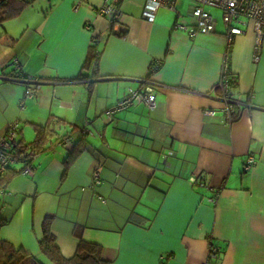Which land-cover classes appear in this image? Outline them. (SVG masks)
<instances>
[{
	"label": "crops",
	"instance_id": "1",
	"mask_svg": "<svg viewBox=\"0 0 264 264\" xmlns=\"http://www.w3.org/2000/svg\"><path fill=\"white\" fill-rule=\"evenodd\" d=\"M124 1L113 29L96 12L103 0L50 5L20 37L0 27V134L17 122L18 141L30 143L23 127L54 118L67 136L0 192V231L13 223L20 232L18 247L0 239L50 264L38 242L52 216L65 258L83 240L109 264H264V42L256 53L251 23L228 45L218 24L208 36L170 26L168 9L149 23L145 0ZM91 46L99 56L87 62ZM226 55L229 100L242 107L232 120L216 89ZM20 72L39 80L33 97L8 79ZM147 80L157 85L155 109L134 105L109 120ZM79 138L85 150L67 166ZM248 157L256 165L245 172Z\"/></svg>",
	"mask_w": 264,
	"mask_h": 264
},
{
	"label": "built area",
	"instance_id": "2",
	"mask_svg": "<svg viewBox=\"0 0 264 264\" xmlns=\"http://www.w3.org/2000/svg\"><path fill=\"white\" fill-rule=\"evenodd\" d=\"M178 0H145L142 17L149 23L155 20L156 14L161 9H168L174 11L176 2ZM193 4L190 9V16L195 20L194 31L201 35H213L216 33L218 22L214 17L206 11L207 9L218 10L222 13V23L226 29V36L228 45L237 37L245 34V28L248 23L252 25V31L255 35L254 50L256 53L260 52L262 42H264V0H186ZM121 0H103V5L96 10L97 14L112 24L121 18L119 10ZM76 6H80L78 3ZM157 68L153 66L152 69ZM229 67L227 55L224 59L221 68L220 80L217 85V90L222 95V101L229 107L223 111V114L232 117L236 108L241 111L242 107L235 105L230 97V82H229ZM10 81L23 83L26 85L25 97H33L34 90L31 89L35 85L33 80H26L20 73L14 74L13 77L8 78ZM146 87L143 90L129 91L128 95L121 100L112 110L106 113L109 120L119 111L126 110L134 105H143L149 111L156 107L155 88L156 84H152L149 80L143 82ZM213 113H209L212 115ZM240 114V113H239ZM232 120V118H231ZM19 137V125L17 122L11 124L4 134H0V177L14 164L15 146ZM67 145L68 141H63ZM256 162L253 158L248 157L244 163V171L248 172ZM31 169L26 168L21 174L28 175ZM92 182L95 186H100L102 181L98 173L92 176ZM214 201V199H213ZM215 255V250L210 252V257Z\"/></svg>",
	"mask_w": 264,
	"mask_h": 264
},
{
	"label": "trees",
	"instance_id": "3",
	"mask_svg": "<svg viewBox=\"0 0 264 264\" xmlns=\"http://www.w3.org/2000/svg\"><path fill=\"white\" fill-rule=\"evenodd\" d=\"M35 0H0V27L3 28L8 22L17 19L22 15L25 9L33 4ZM119 24L118 21L111 24V29ZM120 31V28H119ZM116 32V36H126V31ZM4 41L7 40L6 34L4 35ZM10 45L14 42L9 43ZM95 46H91L89 54L87 56V62L97 60L99 54L94 51ZM153 68V66H152ZM151 68V70H152ZM21 74V72H20ZM26 80H31L30 77L21 74ZM14 76V75H13ZM12 76V77H13ZM231 90L234 89L236 81L228 73ZM81 78H84L81 77ZM33 79V78H32ZM35 80V85L38 84V79ZM32 81V80H31ZM65 122L60 119H48L45 125L33 126L34 139L30 143H25L24 140H19L15 146L14 152V164L8 168L3 176L0 177V192H3L9 185L11 179L20 175L26 168L33 169L34 160L42 155L51 151L62 139L67 136H61V132ZM74 131H72L73 133ZM85 150L84 142L82 138L76 140L75 146L72 151L68 154L65 161L67 166L71 165ZM18 167V169H16ZM94 173H100L95 170ZM93 173V174H94ZM93 176V175H92ZM101 178V175H100ZM92 180V177H91ZM102 181V180H101ZM53 217L47 216L41 226V237L38 242L40 254L50 264H109L102 258V249L96 244L84 242L83 240L78 241V245L75 254L71 258H65L62 256L59 246L57 244L56 237L52 231ZM2 224L0 223V227ZM78 234V233H77ZM210 251H212L210 249ZM0 264H40L34 257L25 253L22 249L16 248L13 244L0 239Z\"/></svg>",
	"mask_w": 264,
	"mask_h": 264
},
{
	"label": "rangeland",
	"instance_id": "4",
	"mask_svg": "<svg viewBox=\"0 0 264 264\" xmlns=\"http://www.w3.org/2000/svg\"><path fill=\"white\" fill-rule=\"evenodd\" d=\"M28 1H32V0H28ZM60 1L62 0H35L31 6H29L27 9L24 10V12L20 17L8 22L7 29H9L10 31H14L15 33L14 35L20 37V35L22 34V30L24 29V25L26 24H31L33 26L37 25L41 19H44L43 10L48 8L50 5L52 6L53 4L59 3ZM139 2L141 3L140 0H125L123 5L130 4L131 6H138ZM192 7L193 4L190 3L189 1L178 0L175 5V10L173 12L172 11L171 12L168 11L164 13L162 12V20L165 23H169L170 26H172L176 21L178 25L191 29L192 27L195 26V20L192 19L189 15V11ZM206 11H208L218 22V30L219 31L222 30V28H224L222 24V13L218 10H212V9H207ZM95 15L98 17L96 13ZM158 18L160 17L158 16L157 20ZM106 24H108L107 27L110 26L109 22ZM143 33L148 34L145 31ZM152 33L158 34V32L156 31ZM23 128L26 131L25 132L26 139L28 140L34 139V133H33L34 131L32 130V128H28V130L25 126ZM0 236L1 238L11 241L12 243L15 244L16 247H18V239L20 237V232L15 224L12 223L10 226L2 228L0 231Z\"/></svg>",
	"mask_w": 264,
	"mask_h": 264
},
{
	"label": "water",
	"instance_id": "5",
	"mask_svg": "<svg viewBox=\"0 0 264 264\" xmlns=\"http://www.w3.org/2000/svg\"><path fill=\"white\" fill-rule=\"evenodd\" d=\"M191 17V16H190Z\"/></svg>",
	"mask_w": 264,
	"mask_h": 264
}]
</instances>
